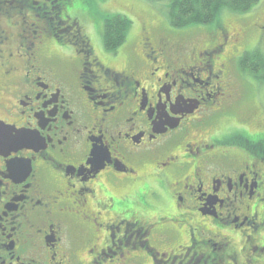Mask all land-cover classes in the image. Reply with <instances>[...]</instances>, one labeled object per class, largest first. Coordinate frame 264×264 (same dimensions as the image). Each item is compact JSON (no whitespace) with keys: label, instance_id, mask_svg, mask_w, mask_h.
I'll list each match as a JSON object with an SVG mask.
<instances>
[{"label":"flooded vegetation","instance_id":"1","mask_svg":"<svg viewBox=\"0 0 264 264\" xmlns=\"http://www.w3.org/2000/svg\"><path fill=\"white\" fill-rule=\"evenodd\" d=\"M79 21L0 0V122L26 134L0 149V264H264V124L217 131L224 42L144 36L114 67Z\"/></svg>","mask_w":264,"mask_h":264},{"label":"rangeland","instance_id":"2","mask_svg":"<svg viewBox=\"0 0 264 264\" xmlns=\"http://www.w3.org/2000/svg\"><path fill=\"white\" fill-rule=\"evenodd\" d=\"M171 0H86L77 1V4L67 3L68 12L78 11L81 32L90 41L91 48L97 55L105 60L116 59L112 64L119 67L126 62L134 49L141 51L140 42L145 36L150 39L152 45L157 42L165 44L166 47L174 43H181L201 49L205 44H222L221 54L227 57L225 72L229 80L233 81L234 99L236 107L234 117L228 122L225 119L218 124L217 131L227 130L232 125H244L246 133H252L257 129L255 121L264 124V80L253 79L249 73L242 71L238 65V58L245 52L258 48L264 52V0L258 3L247 12H236L228 8H222L217 19L209 24H194L182 28L171 25L169 21L168 8ZM120 14L126 16L130 22L126 32L125 41L118 47L116 54L105 51L102 44V31L104 19ZM30 24H36L34 16L28 19ZM33 28V25H31ZM14 35L18 28H10ZM238 33L240 38L238 39ZM155 46H158L157 44ZM178 46V44H176ZM180 54L177 47L171 52L173 57H180L185 54V48ZM187 49V48H186ZM195 49V51L197 50ZM157 51V50H156ZM198 51V50H197ZM159 53V51H157ZM196 53H192V55ZM191 55V53H190ZM161 55H159L160 57ZM193 57V56H192ZM163 58V56H162ZM229 59V60H228ZM264 132V131H263ZM200 134L196 130L189 132ZM232 137L236 138L235 135ZM155 193L158 186L154 187ZM157 204L161 200H156Z\"/></svg>","mask_w":264,"mask_h":264},{"label":"trees","instance_id":"3","mask_svg":"<svg viewBox=\"0 0 264 264\" xmlns=\"http://www.w3.org/2000/svg\"><path fill=\"white\" fill-rule=\"evenodd\" d=\"M77 1L59 0V4L72 16L73 14L78 15V11L69 13L67 3L76 5ZM81 1L85 2L86 0ZM257 3L258 0H171L168 8L169 21L172 26L177 28L194 24H209L217 19L222 8L236 12H247ZM129 22L130 20L126 16L120 14L104 19L102 44L105 51L116 52L118 47L122 45L126 38ZM80 36L81 42L85 45L90 42L81 30ZM238 65L253 79L264 80V52L258 48L245 51L238 58Z\"/></svg>","mask_w":264,"mask_h":264},{"label":"water","instance_id":"4","mask_svg":"<svg viewBox=\"0 0 264 264\" xmlns=\"http://www.w3.org/2000/svg\"><path fill=\"white\" fill-rule=\"evenodd\" d=\"M3 129H5L6 132L8 133H12V130L11 128H9L8 125H5L2 122H0V149L5 147L4 145L7 143V141L10 142L11 145L14 144L17 146L23 143L26 136V134L23 131L16 130V132L12 136L8 135L7 137H5ZM8 138H10V140H8Z\"/></svg>","mask_w":264,"mask_h":264}]
</instances>
